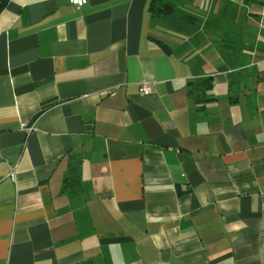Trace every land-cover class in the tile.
Instances as JSON below:
<instances>
[{
	"label": "crops",
	"instance_id": "crops-1",
	"mask_svg": "<svg viewBox=\"0 0 264 264\" xmlns=\"http://www.w3.org/2000/svg\"><path fill=\"white\" fill-rule=\"evenodd\" d=\"M151 1L1 12L0 264H264V0Z\"/></svg>",
	"mask_w": 264,
	"mask_h": 264
},
{
	"label": "trees",
	"instance_id": "trees-1",
	"mask_svg": "<svg viewBox=\"0 0 264 264\" xmlns=\"http://www.w3.org/2000/svg\"><path fill=\"white\" fill-rule=\"evenodd\" d=\"M8 2L9 0H0V14L5 8V6L8 4ZM149 11L152 13L154 18L160 17V16H168V17L179 16L180 17L182 14V13L179 14V12L175 10L174 6H172V4H170L168 1L163 2L161 0H152L149 6ZM211 83L212 82L210 79L204 80L201 83H199L200 88L203 89L202 93L204 91H207L208 88L211 87Z\"/></svg>",
	"mask_w": 264,
	"mask_h": 264
},
{
	"label": "built area",
	"instance_id": "built-area-1",
	"mask_svg": "<svg viewBox=\"0 0 264 264\" xmlns=\"http://www.w3.org/2000/svg\"><path fill=\"white\" fill-rule=\"evenodd\" d=\"M89 0H69L70 4L74 7H76L77 9H80L82 7H84ZM154 90V85L153 84H148V83H144L141 85L140 87V92L142 95H148L150 93H152ZM10 178V180L15 182V172L14 170H12L8 176Z\"/></svg>",
	"mask_w": 264,
	"mask_h": 264
},
{
	"label": "water",
	"instance_id": "water-1",
	"mask_svg": "<svg viewBox=\"0 0 264 264\" xmlns=\"http://www.w3.org/2000/svg\"><path fill=\"white\" fill-rule=\"evenodd\" d=\"M176 191L178 194H183L182 187L180 185L176 186Z\"/></svg>",
	"mask_w": 264,
	"mask_h": 264
},
{
	"label": "rangeland",
	"instance_id": "rangeland-1",
	"mask_svg": "<svg viewBox=\"0 0 264 264\" xmlns=\"http://www.w3.org/2000/svg\"><path fill=\"white\" fill-rule=\"evenodd\" d=\"M161 1L165 2L166 0H161Z\"/></svg>",
	"mask_w": 264,
	"mask_h": 264
}]
</instances>
